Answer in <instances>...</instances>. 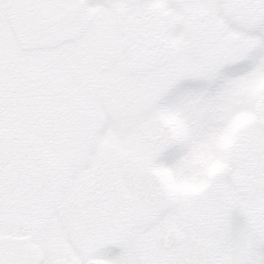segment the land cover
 <instances>
[{
	"label": "snow or ice",
	"instance_id": "obj_1",
	"mask_svg": "<svg viewBox=\"0 0 264 264\" xmlns=\"http://www.w3.org/2000/svg\"><path fill=\"white\" fill-rule=\"evenodd\" d=\"M0 264H264V0H0Z\"/></svg>",
	"mask_w": 264,
	"mask_h": 264
}]
</instances>
